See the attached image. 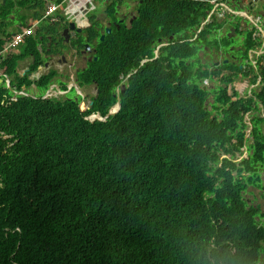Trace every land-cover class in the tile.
Here are the masks:
<instances>
[{"label": "trees", "instance_id": "obj_1", "mask_svg": "<svg viewBox=\"0 0 264 264\" xmlns=\"http://www.w3.org/2000/svg\"><path fill=\"white\" fill-rule=\"evenodd\" d=\"M138 5L131 26H113L96 41L88 71L99 96L91 110L0 87V264H226L211 258L212 248L228 249L217 229L228 211L224 192L241 190L252 169H235L219 183L209 162L230 144L244 106L220 120L205 105L208 91L194 85L211 77L208 64L195 68L199 43L212 45L209 26L192 40L202 0ZM1 68L11 74L14 63ZM240 73L248 75L233 63L213 65L224 84ZM261 76L264 96V67ZM125 79L120 111L88 121L94 112L107 115ZM241 222L245 235L264 233L244 204Z\"/></svg>", "mask_w": 264, "mask_h": 264}, {"label": "clouds", "instance_id": "obj_2", "mask_svg": "<svg viewBox=\"0 0 264 264\" xmlns=\"http://www.w3.org/2000/svg\"><path fill=\"white\" fill-rule=\"evenodd\" d=\"M122 1H130V3L131 1H133L135 5L136 3L139 4L143 0H113V8L115 5L119 6L118 4H120ZM60 2L67 4L69 0H60ZM78 2L81 3L80 0ZM202 3V14L197 20V22H201V27L196 31L192 40H195L200 32L205 27L209 26V28H211V32L209 34L207 33L206 36L208 37V40L212 45L211 47H208L204 45V43H199V48L207 51L208 53L203 56L204 64L201 63L198 66H195V68H204L205 65L208 64L207 69L210 70L211 77L205 80H203V77L202 80H195L194 85L199 89L202 88L208 91L205 105H207V109L212 113V115H219L220 120H222L223 117L227 116L236 104H238L240 108L244 106L241 111L243 119L240 128L234 135H232L231 142L230 144L226 145V149L222 150L220 155L218 154L216 161L209 162V167H214L215 171L212 175H208L219 179L220 183L224 182V177L226 174L235 176V169H252L250 172H243V175L247 177V179L242 182L241 190L238 191L234 189L233 192V194H239L235 197V199H237L236 202L240 204V207L232 208V203L229 198L222 204L223 206H226L228 208V211L226 212V216L219 217V225L217 229L220 234L219 237L221 238L223 243L228 246V249L222 250L219 247H214L211 250V256L214 255V257H223L226 260V264H259L260 262H262V260H264V233L258 231L253 235L248 236L245 235L242 231L238 230V227L240 226L239 223H242L241 209L242 205L244 204L245 209L253 213V219L256 222L257 230L264 229V96L261 93V87L263 85L261 70L264 67V0H202ZM258 4H261L263 6V9L259 15L255 16L250 13L249 8L257 6ZM134 5H132L131 3L130 9H125L119 6L122 12L129 14V21H131L130 26L136 19L133 18V16L137 17V14L139 12V9L136 10ZM248 22L250 23L247 24ZM217 31L230 32L228 34L229 38L231 36L236 37L238 33L244 34V32H248L249 36L243 44H240L239 46H233L234 49H227L232 44L231 42H229V44L225 46L219 45L217 43H212L210 41V37ZM100 38L98 37L99 41L104 40V38L103 40H101ZM252 38L256 39L257 43L255 46H250V41ZM7 39L9 40L8 42ZM1 42V88L8 89L11 93L17 96L31 97L35 100H56L64 102L63 100H59L50 95L51 91L48 90H52V88L49 87V82L45 89L40 86L39 89H23L22 84H18V80L20 78V71L18 67L19 63L15 59L10 49L12 39L7 37L4 33L0 35V43ZM161 46L162 45L159 44L155 49V58L159 57ZM203 50L201 51L204 54ZM228 53H230L231 55H229ZM206 56H208L209 58H206ZM217 59L227 60L226 62L238 65L239 68L243 72L248 73V75L244 76L242 73H240L232 84L222 83L219 78H217L213 74V65L219 66L223 65V63L226 62H222L219 65L215 64V60ZM147 61L148 59H143L141 61V65L146 63ZM5 62L14 63V68L11 74L6 73L1 68V66L4 65ZM89 67L90 65L85 70V74L89 76L88 78H86L88 82L90 79H93L88 71ZM130 75L131 74H128L126 76V79L130 77ZM245 78L247 79V82H245ZM126 79L123 81L125 84ZM215 81L218 82L217 88L214 91L216 95L215 103L212 105V110H210V102L208 100L210 90L208 84ZM96 84L98 89V83L96 82ZM186 84L192 87V81L188 80ZM18 86H20V89H18ZM123 88L124 87L120 88V92L123 90ZM222 88L225 89V95H222L221 93ZM117 89L119 88L117 87L115 89L114 96L117 97L118 101L120 92H117ZM29 90H31L32 92H29ZM98 96L99 93L96 96V100ZM117 101L109 108V111L114 108ZM78 107L80 108L81 112H83L82 110L84 108L87 110L92 109L90 107L84 106V104H78ZM224 110L226 111V114L223 115L222 112ZM93 114L100 115V113L94 112L86 116V119L90 121L88 117ZM237 135H240L242 137V140H238ZM249 150L253 152L251 158L250 156L245 157V155L248 154ZM233 158L238 159L237 161H233ZM224 159L229 160L234 168L229 166ZM219 169H221L220 174L217 172ZM215 182L216 179L214 180V184H216ZM250 186L255 188L254 191L251 190V192L253 193L252 203L246 198V192ZM203 195L204 202L209 203L212 200L206 194ZM245 226L249 227L246 224Z\"/></svg>", "mask_w": 264, "mask_h": 264}, {"label": "flooded vegetation", "instance_id": "obj_3", "mask_svg": "<svg viewBox=\"0 0 264 264\" xmlns=\"http://www.w3.org/2000/svg\"><path fill=\"white\" fill-rule=\"evenodd\" d=\"M78 1L0 0V35L12 39L23 89H39L49 76L51 96L92 108L99 90L85 70L98 59L96 41L131 21L119 6L113 8V0Z\"/></svg>", "mask_w": 264, "mask_h": 264}, {"label": "rangeland", "instance_id": "obj_4", "mask_svg": "<svg viewBox=\"0 0 264 264\" xmlns=\"http://www.w3.org/2000/svg\"><path fill=\"white\" fill-rule=\"evenodd\" d=\"M97 1L101 2L102 0H97ZM131 3H132V5H134L133 1H131ZM131 3H130V1H122V2H121L120 4H118V5H119L120 7L125 8V9H130V8H131ZM138 6H139L138 3H136V4L134 5V7H135L136 10L139 9ZM262 9H263V6H262L261 4H258L257 6H254V7H252V8H249V11H250L251 14L257 16V15L260 14V12L262 11ZM98 14H99V12L96 13V15H98ZM97 17H99V16H97ZM133 18H136V16H133ZM249 23H250V22H248L247 24H249ZM251 25H252V24H251ZM252 26H253V25H252ZM244 31H245V30H244ZM229 33H230V32H227V31H217L214 35H212V36L210 37V41H211L212 43H218L219 45H224L223 41H224L225 38H227L228 41L232 43L227 49H234L233 46H239L240 44H243L244 41L247 40V39H248V36H249V33H248V32H244V34H242V33H238V34L236 35V37L231 36V37L229 38V37H228V34H229ZM8 41H9V40L7 39V42H8ZM233 53H236V52H233ZM233 53H232V54H233ZM198 55H199V57H198L197 59H195L196 62H198V64H196V65H199V64H201V63L204 64V61H203V59H204V57H203V52L200 51ZM226 61H227V60L217 59V60H215V64H218V65H219L220 63H222V62H226ZM187 66H189L190 69H192V65H187ZM217 85H218V82H217V81L208 84V87H209V90H210V93H209V96H208V100H209V102H210V110H212V105L215 103V96H216V95H215L214 91L216 90ZM229 91H230V90H229ZM29 92H32V91L29 90ZM247 156H248V154L245 155V157H247ZM254 189H255V188H253L252 186H250V187L248 188L247 192H246V198H247L248 200H250L251 203L253 202V193L251 192V190L254 191ZM211 258H212L213 260H215V261L217 260V258H215L214 255H212ZM263 262H264V260H262V262H260L259 264H263Z\"/></svg>", "mask_w": 264, "mask_h": 264}, {"label": "water", "instance_id": "obj_5", "mask_svg": "<svg viewBox=\"0 0 264 264\" xmlns=\"http://www.w3.org/2000/svg\"><path fill=\"white\" fill-rule=\"evenodd\" d=\"M59 3H61V2H59ZM108 32H110V29H107V33ZM103 38H104V35H102L101 36V40H103ZM229 55H231L230 53H228ZM143 62H145V61H143ZM245 80V82H247V79L245 78L244 79ZM126 86V84L122 81L119 85H118V88H122V87H125ZM119 109H121V104H120V102H119V99H118V101H117V103H116V105L114 106V108L111 110V111H109V113L107 114V115H105V117H102V116H100L99 114H93V115H91L90 117H88V119L90 120V121H95V120H98V121H105L109 116H111V115H114V114H116L117 112H119ZM239 158V157H238ZM238 158H233L232 160L233 161H237V159ZM224 195H227V197L232 201V202H236L237 201V199H235V197L236 196H238L239 194H237V193H235V194H228V191H225L224 192Z\"/></svg>", "mask_w": 264, "mask_h": 264}, {"label": "bare ground", "instance_id": "obj_6", "mask_svg": "<svg viewBox=\"0 0 264 264\" xmlns=\"http://www.w3.org/2000/svg\"><path fill=\"white\" fill-rule=\"evenodd\" d=\"M201 80H202V78H200ZM251 153H253L251 150H249V152H248V156L251 154ZM219 155L221 154V152H219L218 153ZM222 157V156H221ZM214 162V161H213ZM235 172H237V170H235Z\"/></svg>", "mask_w": 264, "mask_h": 264}]
</instances>
